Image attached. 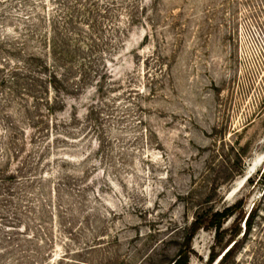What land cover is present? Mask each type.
<instances>
[{"label":"rangeland","instance_id":"rangeland-1","mask_svg":"<svg viewBox=\"0 0 264 264\" xmlns=\"http://www.w3.org/2000/svg\"><path fill=\"white\" fill-rule=\"evenodd\" d=\"M263 153L264 0H0V264H264Z\"/></svg>","mask_w":264,"mask_h":264},{"label":"trees","instance_id":"trees-1","mask_svg":"<svg viewBox=\"0 0 264 264\" xmlns=\"http://www.w3.org/2000/svg\"><path fill=\"white\" fill-rule=\"evenodd\" d=\"M57 49H58V45H57L56 43L53 42L52 45H51L50 48H49L50 53H51V55H53V57H54V54H55V52H56ZM36 59H37V60H41V59H39V56H38V58H36ZM51 59H52V58H51ZM51 59H50V56H49V57H48V61L46 62V64H42V67L44 68V70H47L48 67L51 66V65H50V60H51ZM48 62H49V63H48ZM50 72H51V70H50ZM44 74H46V73H44ZM49 78H50V80H51V78H52L55 84H58V83H59V79H58V75H57V73L50 75ZM53 81H52V82H53ZM50 83H51V81H50ZM50 85H52V83H51ZM243 205H244V203H243V201L241 200V201L238 202L237 204L225 208L222 212H216L215 214H213L212 217H205V219H202V221L204 220L203 223L201 222V220H199L200 223L197 221L196 223H194V227H195V228H196V227L199 228L200 225H201V226H204V224H205V225L208 224V225H206V226H209V227H211V228H214V229L216 230V232H217V235L220 237V235H221L220 230L222 229V226H223L224 221H226L228 218L234 216V215L236 214V212L239 210V208H240L241 206H243ZM252 212H253V211H252ZM252 212L249 214V217H248V219H247V221H246V226H247L246 232L249 231V230L252 228V220H253V213H252ZM244 218H245V216H244ZM195 231H196V229H193L192 234H195ZM240 231H241V229H240ZM240 231H239V232H240ZM246 232H245V234H246ZM192 238H193V235H191V236L189 237V240L192 239ZM236 243H237V242H236ZM236 243H234V245H235ZM234 245H233V246H234ZM233 246H232V247H233ZM232 247L229 248V249L223 254V257H222L223 262L226 261V260L230 257ZM215 258H216V255H213V256L210 258V261H211V262H214V261H215ZM173 264H188V257H187L185 254H182V255H180L179 257H177V258L174 260Z\"/></svg>","mask_w":264,"mask_h":264},{"label":"bare ground","instance_id":"bare-ground-1","mask_svg":"<svg viewBox=\"0 0 264 264\" xmlns=\"http://www.w3.org/2000/svg\"><path fill=\"white\" fill-rule=\"evenodd\" d=\"M263 163H264V153L263 154L255 155L253 158H251L249 160V162L247 164V167H246V173H245V175L239 177L236 180V182L234 183L231 191L229 192V198H231V199L233 197L235 198L241 192V190L243 189V187L245 186V184L248 181V180L245 181V177L247 175H249V174H251V176H252L253 173H255L262 166ZM244 181H245V183H244Z\"/></svg>","mask_w":264,"mask_h":264},{"label":"water","instance_id":"water-1","mask_svg":"<svg viewBox=\"0 0 264 264\" xmlns=\"http://www.w3.org/2000/svg\"><path fill=\"white\" fill-rule=\"evenodd\" d=\"M250 176H251V174L247 175V176L245 177V181H247L248 178H249ZM245 181H244V183H245ZM249 214H250V213H249ZM248 217H249V215L246 217V219H245V221H244V224H243V226H244V232H246V229H247L246 221H247ZM229 248H231V247H229Z\"/></svg>","mask_w":264,"mask_h":264}]
</instances>
